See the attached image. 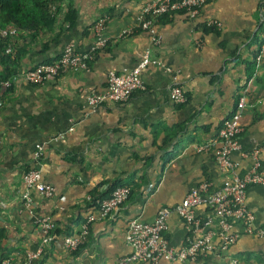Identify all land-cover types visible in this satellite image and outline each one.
Masks as SVG:
<instances>
[{
    "label": "crops",
    "instance_id": "1",
    "mask_svg": "<svg viewBox=\"0 0 264 264\" xmlns=\"http://www.w3.org/2000/svg\"><path fill=\"white\" fill-rule=\"evenodd\" d=\"M148 1L61 0L49 25L11 38L16 71L0 96V260L8 256L19 264L27 250L36 248V221L42 216L57 235L75 233L95 211L86 196L93 194L94 201L108 195L110 186L122 185L129 195L115 217L94 220L87 241L75 251L57 246L55 239L35 264H119L130 252L125 242L129 220L151 222L160 208L168 211L164 236L177 248L186 230L173 208L189 188L229 182L251 165L254 148L264 169V53L254 60L264 39V0H209L194 18L182 10L159 15L157 44L140 30L121 34ZM99 17L106 18L109 40L87 70L38 85L23 80L26 69L54 61L67 44L76 52L88 50ZM210 20L218 25L210 29ZM146 50L157 63L141 70L144 89L124 102L105 100L89 111L86 97L103 90L107 71L130 69ZM171 85L182 89L184 102L170 100ZM239 98L245 107L239 148L230 154L235 166L221 171L212 156L217 130ZM206 143L211 144L208 152L195 150ZM35 144L42 147L37 161ZM31 166L54 192L46 198L30 190L27 209L21 178ZM244 203L262 236L242 234L236 223L232 230L239 236L225 251L197 261L160 258L154 264H264L263 186H248ZM194 213L202 217L206 209L196 207Z\"/></svg>",
    "mask_w": 264,
    "mask_h": 264
},
{
    "label": "built area",
    "instance_id": "2",
    "mask_svg": "<svg viewBox=\"0 0 264 264\" xmlns=\"http://www.w3.org/2000/svg\"><path fill=\"white\" fill-rule=\"evenodd\" d=\"M209 0H150L144 4L139 12L135 24L122 30V35H128L135 30L145 32L152 44L159 42L156 20L159 15L175 11L186 12L189 18L197 16L202 7ZM106 18L99 17L91 27L93 40L88 50L76 52L71 44L65 45L52 62H41L26 69L22 78L26 83L38 85L56 78L59 74L68 71L87 70L89 62L93 61L96 54L108 43L106 34ZM208 26L218 25L215 20L207 22ZM264 53V39L257 50L254 60L257 63ZM150 63H157L150 59L146 50L140 59L130 69L116 72L108 70L105 78V86L100 92L87 95L86 101L89 111L95 110L105 100L124 102L128 100L133 91L143 90L144 84L140 77L141 70ZM14 77V76H13ZM0 80V96L3 88H6L14 78ZM168 96L173 103L185 101L182 89L177 85H171ZM245 107L243 98H239L234 110L225 118L218 130V146L213 150V159L219 170L232 171L235 163L230 159L232 151L239 148L238 138L242 131L240 124L241 110ZM211 144H202L195 147L196 151L208 152ZM258 149L250 152L251 165L242 173L235 174L229 182L218 188H211L209 182H201L189 188L181 200L174 206V212L182 221L186 230L183 245L178 248L170 246L163 236L167 228L166 217L168 211L165 208L157 210L151 222H142L137 219L129 220L125 234V242L130 248L129 254L121 258L119 264H154L158 259L168 261H197L208 254L225 251L239 236L232 230L236 223L240 226L242 234L260 237L263 234L261 228L252 225V213L244 203L246 188L250 185H261L264 188V169L261 168L257 158ZM243 155H247L243 153ZM42 156L40 144L34 145L33 159L37 161ZM24 193L22 194L25 208L31 205L29 191L34 190L43 197L53 195V187L41 180L38 168L29 167L22 174ZM129 195L126 186L114 187L107 197L92 200L90 195L86 199L95 205L93 214H88L80 222L75 233L59 236L55 233L52 223L46 216L36 221L40 234V241L36 248L27 250L19 264H35L43 253V248L50 242L57 241L56 245L68 252L77 250L85 244L90 232V224L94 220L113 218ZM95 203H93V202ZM203 207L206 215H195L194 208ZM215 227L211 228V225ZM0 264H14L11 257L4 258ZM231 264H236L235 260Z\"/></svg>",
    "mask_w": 264,
    "mask_h": 264
},
{
    "label": "trees",
    "instance_id": "3",
    "mask_svg": "<svg viewBox=\"0 0 264 264\" xmlns=\"http://www.w3.org/2000/svg\"><path fill=\"white\" fill-rule=\"evenodd\" d=\"M60 1L61 0H0V65L3 67V69L0 70V80L13 77L16 71L15 66L12 65L14 61L10 57L11 55L9 52L11 38L17 33L36 31L43 25H49L52 22L53 16L56 14V8ZM210 26L212 27L214 25ZM260 44L258 45V49ZM114 187L116 186H110V191ZM93 196L92 194V197ZM107 196L108 195L101 197L100 199Z\"/></svg>",
    "mask_w": 264,
    "mask_h": 264
},
{
    "label": "clouds",
    "instance_id": "4",
    "mask_svg": "<svg viewBox=\"0 0 264 264\" xmlns=\"http://www.w3.org/2000/svg\"><path fill=\"white\" fill-rule=\"evenodd\" d=\"M165 232V231H164ZM164 232H163V236H164ZM164 238H165V236H164ZM166 239V238H165ZM185 240V239H184ZM166 241H167V239H166ZM168 243V242H167ZM184 243V242H183ZM183 245V244H182ZM180 247V246H179ZM174 248V247H173ZM178 248V247H177ZM8 257V256H7ZM6 257V258H7ZM200 259V258H199ZM3 260V259H2ZM1 261V260H0ZM181 262H183V261H181Z\"/></svg>",
    "mask_w": 264,
    "mask_h": 264
}]
</instances>
